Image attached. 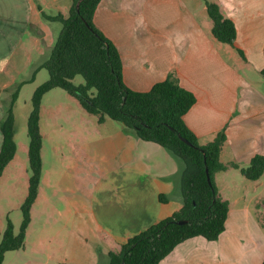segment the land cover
<instances>
[{
    "label": "crops",
    "instance_id": "obj_1",
    "mask_svg": "<svg viewBox=\"0 0 264 264\" xmlns=\"http://www.w3.org/2000/svg\"><path fill=\"white\" fill-rule=\"evenodd\" d=\"M210 1L233 20L234 47L214 39L201 0H99L93 13L94 24L119 52L126 86L148 91L174 71L179 84L195 96L183 119L199 143L225 128L219 159L227 168L213 175L219 195L228 201L225 229L216 240L194 236L180 242L158 264H262L264 257V217L256 202L246 200L243 193L224 192V171L234 170L232 163L242 167L253 155H264V97L254 93L240 72L254 65L252 56L264 58V0ZM71 3L0 0V94L23 81L21 87L38 86L47 79L38 67L49 56L60 23L44 19L41 12L66 15ZM260 67L256 69L264 64ZM53 90L57 89L45 94L56 92L59 103H42L40 115L68 122L71 107L62 104L63 95ZM65 98L75 99L69 94ZM72 102L83 110L79 117L89 125L62 128L66 142H77L58 143L65 169L59 185L67 191L66 213L72 215L75 231L71 242L97 247L107 264L109 251H117L129 237L180 209L182 164L159 144L141 140L111 119L99 123L77 100ZM249 184L245 185L255 187Z\"/></svg>",
    "mask_w": 264,
    "mask_h": 264
},
{
    "label": "trees",
    "instance_id": "obj_2",
    "mask_svg": "<svg viewBox=\"0 0 264 264\" xmlns=\"http://www.w3.org/2000/svg\"><path fill=\"white\" fill-rule=\"evenodd\" d=\"M98 2L72 0L66 15L59 12L51 16L41 12L44 19L58 21L60 30L49 56L38 67L46 70L48 77L35 87L30 97L31 109L26 120L29 176L21 205L23 218L17 234L7 220L0 240V264L5 252L23 247L29 211L37 198L42 177L40 107L44 94L54 88L74 97L87 113L96 116L99 123L105 119L114 120L125 129L132 130L141 140L155 142L167 149L182 164L180 209L129 237L117 251H109L107 264H158L180 242L194 236L216 240L225 229L228 201L219 195L213 180L215 172L227 168L219 159L226 140L225 128L210 141L199 143L183 119L194 104L195 96L179 84L174 71L148 91H135L126 86L116 46L93 22ZM203 2L214 39L234 47L236 27L233 20L223 15L217 3ZM236 50L244 56L239 48ZM259 73L264 78V68ZM78 75L83 82L75 84ZM24 83H19L10 93L0 119V175L17 152L13 109ZM231 166L238 168L246 179L257 180L264 173V155H253L245 166L240 167L236 163ZM159 198L166 200L164 195ZM178 220L186 222L178 224Z\"/></svg>",
    "mask_w": 264,
    "mask_h": 264
},
{
    "label": "rangeland",
    "instance_id": "obj_3",
    "mask_svg": "<svg viewBox=\"0 0 264 264\" xmlns=\"http://www.w3.org/2000/svg\"><path fill=\"white\" fill-rule=\"evenodd\" d=\"M201 1L203 2V0ZM251 62L254 64L251 68L244 66L240 72L248 78L254 93L264 97V78L256 69L264 64V58L261 55H259V59L257 56H252ZM42 73L47 75V71L44 69ZM82 82V77L76 76L74 83ZM35 86L36 83L21 87V94H18L15 101L16 106L13 109L15 122L14 140L18 151L16 157L6 165L0 175V240L7 220L13 225L14 234H17L23 218L21 205L27 192L29 176L27 170L28 137L25 116L31 109L30 97ZM14 89L15 87L13 86L10 90H5L4 93L0 94V100L3 98L1 103L4 108L7 104V100L4 99L9 98L10 93ZM54 89L57 90L53 91L63 95L62 104L71 107L68 115L72 116V118L67 122L64 117H59L57 120H48L44 115H40L39 130L42 135L40 155L43 175L38 190L39 197L33 202L29 211L30 220L25 229L23 247L18 250L5 252L2 264H106L103 259H100V254H97V247L91 246L86 242H82L83 245H77L74 241L71 242L75 231H73L74 227L70 219L72 215L66 213L68 205L67 191L61 189L59 185L65 169L60 160L62 151L58 143L66 142L65 135L62 134V128L70 129V126L76 125L79 126L78 129H82L89 123H86V119L85 121L82 118L80 119L79 116L83 110L74 106L72 101L76 102L75 99L71 98L72 100L66 101L67 93L59 88ZM49 93L42 97L43 102L41 104L49 106L59 103L57 97L53 95L56 92ZM48 95L53 96L50 97ZM110 121L114 124L117 123L113 120ZM66 136L69 137V135ZM75 142H77V139L66 143ZM65 149L63 154L67 153L68 147L66 146ZM235 169L224 171V192L228 196L229 194L235 196L243 193L246 200H252L253 203L254 201L256 202L254 204H257L256 206L261 216L264 217V173L256 182H253L241 176ZM247 183H251L249 185H254L255 187L246 186L245 184ZM227 186L232 188L228 189ZM93 251L96 253V259H92L90 254Z\"/></svg>",
    "mask_w": 264,
    "mask_h": 264
},
{
    "label": "water",
    "instance_id": "obj_4",
    "mask_svg": "<svg viewBox=\"0 0 264 264\" xmlns=\"http://www.w3.org/2000/svg\"><path fill=\"white\" fill-rule=\"evenodd\" d=\"M183 141H186L184 138H181ZM206 176H207V180L209 181V174H208V169L206 168ZM186 220H178L177 223L178 224H182V223H185Z\"/></svg>",
    "mask_w": 264,
    "mask_h": 264
}]
</instances>
